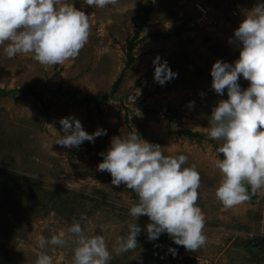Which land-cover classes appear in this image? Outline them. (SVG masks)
Masks as SVG:
<instances>
[{
  "label": "rangeland",
  "instance_id": "374dc122",
  "mask_svg": "<svg viewBox=\"0 0 264 264\" xmlns=\"http://www.w3.org/2000/svg\"><path fill=\"white\" fill-rule=\"evenodd\" d=\"M68 2L88 15L90 25L87 43L75 58L41 65L31 53L8 58L0 45V91L4 92L0 94V166L34 179L36 201L46 191L69 200V191L82 196L68 215L38 212L25 219L0 205V264H35L41 253L50 257L51 264H71L74 236L66 229L73 221L80 223L85 235H102L109 251L129 223L146 232L148 217L135 220L129 215L130 206L138 202L136 194L123 184L112 185L110 174L96 167L103 160L98 153L107 150L112 137L123 138L135 130L142 139L160 145L164 155H185L183 167L194 166L200 175L196 204L204 216L206 241L194 251L186 250L165 233L167 246L158 264H187L186 260L264 264V251L254 260L244 247L247 241L264 237V189L257 191L255 204L246 200L223 207L214 195L220 180L214 161L221 158L216 152L221 141L207 135L212 108L227 99L226 90L220 95L211 89V66L217 59L232 63L238 58L239 48L229 38L245 12L264 0H116L104 8L82 5V0ZM195 3L207 8V17L198 14ZM144 18L148 27L133 50L135 61L125 68L126 39ZM157 55L176 73L163 85L153 79L152 61ZM119 76V87L109 95ZM238 83L242 89L248 86L242 77ZM60 86L73 98L52 93ZM24 87L31 91L17 92ZM94 96L102 99L99 112L93 104L78 105ZM139 105L149 112L143 113ZM69 116L89 134L97 128L106 133L78 147L53 143L64 134L59 119ZM184 129L204 138L196 142L176 134ZM19 185L33 186L30 180ZM3 201L0 195V204ZM61 230L64 245L39 246V237L47 240ZM141 251L136 245L112 253L109 264H137Z\"/></svg>",
  "mask_w": 264,
  "mask_h": 264
},
{
  "label": "clouds",
  "instance_id": "9594fccd",
  "mask_svg": "<svg viewBox=\"0 0 264 264\" xmlns=\"http://www.w3.org/2000/svg\"><path fill=\"white\" fill-rule=\"evenodd\" d=\"M115 3L82 0V5L97 8ZM89 27L88 15L68 0H0V45L8 58L31 53L41 65L62 63L79 54L87 43ZM233 42L239 48L238 58L232 63L217 59L210 69L211 89L220 95L226 90L227 99L212 108L207 126L208 137L221 141L216 152L222 158L214 161L220 173L214 195L225 208L248 200L249 191L264 189V3L245 12L229 38ZM152 63L156 83L163 85L176 76L159 55ZM240 77L248 81L246 88L238 83ZM193 104L189 102L190 107ZM59 124L64 134L53 143L64 147H78L106 133L97 128L89 134L72 116L60 118ZM98 155L103 160L97 170L107 171L112 185L123 184L138 197L128 211L135 220L146 215L151 221L146 225L149 241L167 233L186 250L194 251L205 243L204 216L196 204L200 175L194 166L183 167L185 155H164L160 145L142 139L136 130L123 138L112 137L107 150ZM66 232L74 236L71 264H109L112 253L136 247L141 228L129 223L127 235L117 237L111 251L102 235H85L78 221ZM64 236L61 230L47 240L39 237L37 242L40 247L46 243L62 246ZM169 252L175 255L171 247ZM35 264H51V259L41 253Z\"/></svg>",
  "mask_w": 264,
  "mask_h": 264
},
{
  "label": "trees",
  "instance_id": "16d2710c",
  "mask_svg": "<svg viewBox=\"0 0 264 264\" xmlns=\"http://www.w3.org/2000/svg\"><path fill=\"white\" fill-rule=\"evenodd\" d=\"M146 21L147 18H144L140 23L136 24L134 26L132 36L126 39L125 68L130 67L135 61L133 50L142 40V38H139L141 31L144 28L148 27ZM120 81L121 76H119L118 79L112 84L109 95H113L115 93V91L119 87ZM30 91V88L24 87L17 92L24 94ZM52 93L59 96H65L70 99L73 98V95L68 91L66 92L62 90L61 86L54 90ZM0 94H4V92L0 91ZM101 102V98L94 96L81 100L78 105L85 104L86 106H88L90 104H93L96 107L97 112H99ZM138 107L143 113L147 114L149 112V110L141 107L140 105ZM176 134L188 139L189 141L194 140L196 142H199L204 138L202 134L198 132H191L188 129L180 130L176 132ZM219 156L222 158V154H219ZM21 180H30L32 181L33 186H31L30 188L21 187L19 185V182ZM34 182L35 180L32 178H26L21 174H16V172L0 166V195H3L5 198V201L0 204L2 206L1 209H12L11 211L15 216L25 219L33 216L35 217L38 212H40L42 215H47L50 211L68 215L72 212L73 209H75V207L77 206L78 198L82 196L78 192L72 193L69 191V194H71V199L69 200L67 197L61 198L59 195H57L56 191H46L36 201L37 192ZM53 188L56 189V186H54ZM257 191L255 193L249 191V199L247 201L250 204H255L257 200ZM36 202H39V206L35 205ZM35 208L38 209L34 210ZM127 233L128 227L123 230L121 236H126ZM136 240L137 245H139V247H141L142 249L139 256V262L137 264H158L160 262H158V259L164 254V251L166 250V234L162 233L161 236L159 235L157 239L149 241L147 239V232L141 230V232L137 235ZM244 247L248 249L249 254L252 255L255 260L259 255L258 253L264 251V237H255L252 240L247 241L244 244ZM186 262L189 263L190 260H186Z\"/></svg>",
  "mask_w": 264,
  "mask_h": 264
},
{
  "label": "built area",
  "instance_id": "2783aa9c",
  "mask_svg": "<svg viewBox=\"0 0 264 264\" xmlns=\"http://www.w3.org/2000/svg\"><path fill=\"white\" fill-rule=\"evenodd\" d=\"M200 5L198 3L193 4V6L198 10V11L196 10L198 12V14L201 17L205 18V17H207V14L209 11L203 5H201V6Z\"/></svg>",
  "mask_w": 264,
  "mask_h": 264
}]
</instances>
